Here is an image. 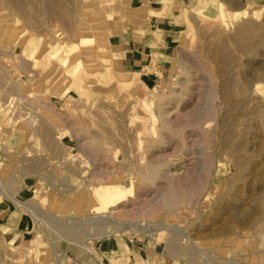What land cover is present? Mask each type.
Listing matches in <instances>:
<instances>
[{
	"label": "rangeland",
	"instance_id": "obj_1",
	"mask_svg": "<svg viewBox=\"0 0 264 264\" xmlns=\"http://www.w3.org/2000/svg\"><path fill=\"white\" fill-rule=\"evenodd\" d=\"M131 8L0 0V150L36 224L32 240L0 235V264H71L111 236L264 264V0L185 3L172 57L126 86L112 36Z\"/></svg>",
	"mask_w": 264,
	"mask_h": 264
},
{
	"label": "crops",
	"instance_id": "obj_2",
	"mask_svg": "<svg viewBox=\"0 0 264 264\" xmlns=\"http://www.w3.org/2000/svg\"><path fill=\"white\" fill-rule=\"evenodd\" d=\"M191 1L132 0L131 11L123 21L120 32L112 36V44L120 55L121 66L125 70H135L153 56L159 59L165 56V60L169 61L184 26L179 12L185 3ZM0 153L3 156L5 154L1 150ZM1 160V173L7 178L0 187V235L12 243L32 240L35 238L31 234L36 224L26 203L30 198L31 187L27 182L14 191L16 188L9 186L6 181L11 176V166L4 163L9 160L13 162V158L5 154ZM96 250L98 256L88 252H74L76 257L71 264H208L185 258L166 249L156 240L136 236L105 237L97 240Z\"/></svg>",
	"mask_w": 264,
	"mask_h": 264
},
{
	"label": "bare ground",
	"instance_id": "obj_3",
	"mask_svg": "<svg viewBox=\"0 0 264 264\" xmlns=\"http://www.w3.org/2000/svg\"><path fill=\"white\" fill-rule=\"evenodd\" d=\"M206 1H208V0H206ZM162 5V4H161ZM164 5V4H163ZM165 9V8H164ZM107 39H105V40H103L102 42H104V44L105 43H108L107 41H106ZM104 45H101L100 46V50H102V47H103ZM112 54L113 55H111V56H109V57H107L106 58V60H112V58L114 57V58H117L118 57V55L116 54V53H114V52H112ZM101 59H103V58H101ZM103 62H104V60H103ZM109 62L110 61H108V62H106V63H108V64H106L105 65V69H106V71H108L109 72V70L111 69V65L109 64ZM122 64V63H121ZM124 64V63H123ZM123 67V66H122ZM90 69V68H89ZM105 71V70H104ZM104 71H101V72H104ZM120 71V70H119ZM140 70H138V69H135V70H123L122 71V73L124 74V76H122V77H120L119 79H118V81L119 82H121V83H123V84H125L126 86L127 85H134L135 83H136V81H138L137 79H140L141 80V73L139 72ZM92 72V71H91ZM93 72H95V71H93ZM113 72V71H112ZM90 73V72H89ZM98 73H100V72H98ZM98 73H96V75L98 74ZM41 74V73H40ZM91 75V74H90ZM92 76V75H91ZM100 76H102L101 74H100ZM96 77V76H95ZM99 77V76H98ZM97 77V78H98ZM115 78V77H114ZM99 79V78H98ZM143 79V78H142ZM142 81V80H141ZM140 82V81H139ZM142 107V106H141ZM145 111H147L146 109H144ZM189 112V111H188ZM179 116V115H178ZM170 174V173H169ZM175 174V173H174ZM180 176V175H179ZM0 178H1V175H0ZM175 180V179H174ZM116 185V184H115ZM177 188L175 187V190H176ZM174 190V191H175ZM173 191V190H172ZM171 191V192H172ZM195 193V192H194ZM182 194V193H181ZM186 194H188V192H186ZM193 194V193H192ZM99 196H97V198H96V203L97 204H102V205H104V207L106 206L105 204H107V203H109V201H107V198H108V196L110 195V193H108V191L107 192H105V191H103V192H101V193H99L98 194ZM163 195V194H162ZM169 195V194H168ZM167 195V196H168ZM172 195H173V193H172ZM189 195V194H188ZM195 195V194H194ZM177 196V195H176ZM180 196V195H179ZM186 196V195H185ZM185 196H183V197H185ZM161 197V196H160ZM163 197V196H162ZM172 198V197H171ZM175 198V197H174ZM193 198V197H192ZM191 198V199H192ZM162 200L164 199V198H161ZM195 199V198H194ZM159 200V199H158ZM175 200V199H174ZM174 200L172 199L171 201H173L174 202ZM181 200H183V199H181ZM161 201V200H160ZM176 201H177V199L175 200V204H176ZM162 202V201H161ZM163 202H165V203H163L164 205L165 204H168V200L165 198V200L163 201ZM172 202V203H173ZM179 202V201H178ZM171 203V204H172ZM162 204V205H163ZM92 248V247H91ZM157 264V263H156ZM159 264V263H158Z\"/></svg>",
	"mask_w": 264,
	"mask_h": 264
}]
</instances>
